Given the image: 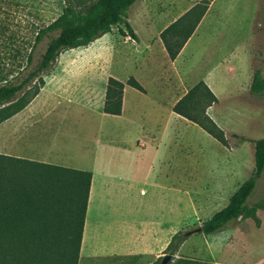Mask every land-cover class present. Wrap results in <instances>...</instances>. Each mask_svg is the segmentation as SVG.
I'll list each match as a JSON object with an SVG mask.
<instances>
[{
    "label": "rangeland",
    "instance_id": "obj_1",
    "mask_svg": "<svg viewBox=\"0 0 264 264\" xmlns=\"http://www.w3.org/2000/svg\"><path fill=\"white\" fill-rule=\"evenodd\" d=\"M175 1L176 6L171 7L167 4L169 0L161 4L158 0L154 1L156 4L151 15L156 19L157 29L180 11L185 14L192 10L186 8V0H182V4L179 3L180 0H172V4ZM196 2L207 7L206 13L211 7L210 15L181 58L180 64L183 68L187 66L194 69L195 80L214 68H220L212 77L218 88L220 102L207 112L225 132L228 147H224L199 126L181 118L170 122L167 127L168 119L161 115L164 111L155 115L151 109L152 102L147 97L142 102L141 109L138 108L135 102L143 97L133 93L132 89L126 94L123 120L103 116L108 77L117 76L118 71L127 75L131 69L124 62V57L130 53L121 43L127 40H122L117 31L114 35L107 34L88 47L64 51L42 79L31 85L26 94H20L19 98L30 100L34 94L40 93L46 82L47 91L35 105L36 111L76 116L78 120L70 122L73 124L72 128L81 136L88 135L89 141H92L91 149L98 150V161L106 157L108 160L143 162L144 168L135 178L142 183L146 181L148 167L153 161L156 163L149 183L156 182L167 188L164 199L166 221H174L175 227L188 241V246L193 245L198 253L207 256V242L211 243L213 238L225 236L229 232L236 240V237L241 236L246 241L245 248L241 250L246 254L245 264H264V174L242 217L215 235L193 233L187 236L227 207L230 198L254 175L255 142L264 139V92L252 95L241 91L240 97L229 100L228 95L234 91L237 93L239 88L235 87L236 82L231 84L226 80L223 67L239 61L235 65L240 69L241 80L252 77L253 69L254 72L260 71L264 78V0ZM65 5L66 0H0V86L6 82L15 83L35 69L49 42L46 38L36 46L37 33L61 15ZM129 15L134 30L142 39V46H146L142 15H137L135 8ZM129 46L132 45L128 43L126 48H130ZM31 53L33 63L29 65ZM155 54L161 62L159 50L156 49ZM50 92L53 93L52 96L48 95ZM151 97H156L154 91H151ZM150 130L158 133L157 141L144 151L137 147L136 140ZM14 132L2 127L0 154L15 157L20 154L17 149L25 151L21 144L16 145ZM235 135L244 137L245 141L235 138ZM97 141L103 142L101 147L97 146ZM132 141L134 149L130 147ZM48 153V149L42 151L41 158L51 157ZM164 164H170L171 169L166 167L168 172L171 170L179 176L181 171V183L173 176L159 177ZM74 165L82 171L93 169L88 164ZM217 180L220 184L216 188ZM216 190L220 193V198L207 201V194ZM143 191L148 194L147 197L141 196ZM150 192L149 185L137 186L134 202H148ZM198 204L203 208L199 212L196 208ZM143 217L144 215H136V222L139 223Z\"/></svg>",
    "mask_w": 264,
    "mask_h": 264
},
{
    "label": "crops",
    "instance_id": "obj_2",
    "mask_svg": "<svg viewBox=\"0 0 264 264\" xmlns=\"http://www.w3.org/2000/svg\"><path fill=\"white\" fill-rule=\"evenodd\" d=\"M154 1L157 0H138L130 10L132 11L133 8H135V13L137 15L141 14L142 19H144L143 30L145 33L144 41L146 42V46H142V39L134 30L130 17L128 18V23L132 26L137 36L136 40L128 35L127 30L123 26L125 35L121 34V27L114 28L111 32L112 35H114L117 31L122 40H127L121 43L125 46L123 48L127 49L126 51L130 53L124 57L126 59H124V62L127 63L126 66L131 69L127 75L122 74L123 71L120 73L118 71L117 76H109L107 79V86L110 78H114L124 84H126L130 78H134L143 86L145 93L126 86L124 89L122 115L112 116L104 113L103 116L123 120L126 113V94L132 89V92L134 91L133 93L143 97L142 99L136 100L135 103L137 107L141 109L143 105L142 102H144L145 97H147L152 102L151 109L154 114L164 111L161 115H165L168 119L167 127H169L170 122L178 118L184 119L174 113V107L189 90L200 82H204L216 96L218 102L215 105L220 102L218 88L212 80V77L220 68H214L208 71L202 78L195 80L193 76L194 69L187 66L183 68L180 64L181 58L187 52L192 41L198 36L200 30L207 21L211 7H209L208 12L204 15L178 58L172 61L161 39V35L187 12L184 14L180 11L178 14L169 17V19L163 24H160L159 29H157L155 26L156 19L151 15L154 11V4H156ZM158 1L159 4H161L165 0ZM181 1L182 0L179 2L180 4H182ZM196 1L197 0H186V8L193 9L198 5ZM176 3L175 1L174 4H172V0L167 2L168 7L176 6ZM128 43L132 45L129 46L130 48H126ZM156 49L159 50L161 55V62L156 58ZM235 64L238 65L239 61L237 63L235 62ZM235 64L223 66L225 67L226 80L231 84L236 82L237 86L235 87L239 88L237 93L234 91V93L231 92L228 95L229 100L240 97L241 91L244 93H251V86L255 74L253 69L252 77H249L248 80H241L240 69L237 68ZM184 76L186 77L185 79ZM187 87H190V89L188 90ZM46 91L47 85L45 82L44 87L31 104L22 112L4 122L0 126V131H2V127H4L6 131L8 129L13 132L15 131L16 145L18 146L21 144L22 148L25 150L20 152L17 149V152L20 154H17L14 158L77 170L81 169L74 164H88L89 166H93V169L85 170L93 174V180L79 264H156L166 255H173L169 253L168 249L173 238L181 231L175 227L176 224L174 221H166L164 199L167 188L156 182L149 183L156 163L153 161L148 167L145 177L146 181L142 183L141 181H136L135 178L136 174L143 170V162L135 163L126 160H108L106 157H102V160L98 161V159H96L98 150L94 151L91 149L92 141H89L88 135L83 134V136H81V134L76 133L72 128L73 124L70 122L74 120L77 121L78 118H75L76 116L67 113L36 111L35 105ZM151 91L156 93V97H151ZM106 92L107 88L105 91L104 104ZM48 95L52 96L53 93L50 92ZM7 125H9V127H7ZM157 135L158 133L154 130L144 132L136 140L137 147L145 151V149L156 143ZM102 143V141H97V146L101 147ZM130 147L134 149V141L130 143ZM47 149L51 157L42 159L41 152ZM166 167L171 169L170 164H164L162 171L159 172V177L168 178L173 176L181 183L183 179L181 171L178 176L176 172H171V170L168 172ZM215 182L217 188L220 182L218 180ZM142 185H149L151 192L148 197V202L137 204L134 202V193L137 186ZM174 191L177 193L176 188ZM141 196L147 197L148 194L143 191ZM207 197V201L208 199L216 201L220 198V193L216 190L207 194ZM151 201H153V205H151ZM156 201L157 203H155ZM181 202L180 199V204ZM196 208L198 212L203 210L200 204H198ZM179 213L181 218V209ZM136 215H144L139 223L136 222ZM230 224L227 227H229ZM227 227L225 229H227ZM236 238L237 240L229 232L225 236L213 238L211 243L207 242V256L198 253L193 245L188 246V241L186 240L182 243L179 250L175 252L174 256L176 259L169 264H245L244 260L246 254L241 250L245 248L246 241L241 236Z\"/></svg>",
    "mask_w": 264,
    "mask_h": 264
},
{
    "label": "trees",
    "instance_id": "obj_3",
    "mask_svg": "<svg viewBox=\"0 0 264 264\" xmlns=\"http://www.w3.org/2000/svg\"><path fill=\"white\" fill-rule=\"evenodd\" d=\"M137 1L66 0L62 14L37 33L36 46L46 38L49 42L35 69L15 83L6 82L0 86V126L26 109L38 96L39 92L30 100L19 98L42 79L64 51L88 47L122 26L136 40L128 18ZM206 9L201 4L196 5L162 33L161 39L172 61L178 58L194 34ZM121 34L125 32L121 30ZM32 63L31 53L28 64ZM126 86L145 93L134 78L126 84L110 78L104 104L106 115H122ZM263 92L264 78L256 71L251 93L260 95ZM217 102L208 86L200 82L176 104L174 113L228 147L225 132L207 113ZM234 137L245 141L244 137ZM263 174L264 139H261L255 142L254 175L230 198L227 207L202 223L201 234H217L242 217ZM92 180L93 174L89 171L0 155V264H79ZM185 241L184 234L178 233L169 253L174 255ZM162 261L163 258L157 264Z\"/></svg>",
    "mask_w": 264,
    "mask_h": 264
},
{
    "label": "water",
    "instance_id": "obj_4",
    "mask_svg": "<svg viewBox=\"0 0 264 264\" xmlns=\"http://www.w3.org/2000/svg\"><path fill=\"white\" fill-rule=\"evenodd\" d=\"M201 232H202V228H198L194 232L187 234V236H190L193 233H201ZM175 259L176 257L174 255H166L163 258L162 264H169L171 261H174Z\"/></svg>",
    "mask_w": 264,
    "mask_h": 264
},
{
    "label": "bare ground",
    "instance_id": "obj_5",
    "mask_svg": "<svg viewBox=\"0 0 264 264\" xmlns=\"http://www.w3.org/2000/svg\"><path fill=\"white\" fill-rule=\"evenodd\" d=\"M88 235V234H87ZM88 244V243H87Z\"/></svg>",
    "mask_w": 264,
    "mask_h": 264
}]
</instances>
